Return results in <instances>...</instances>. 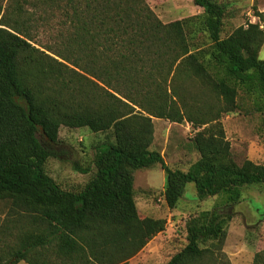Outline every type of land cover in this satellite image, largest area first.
Listing matches in <instances>:
<instances>
[{
    "label": "trees",
    "instance_id": "16d2710c",
    "mask_svg": "<svg viewBox=\"0 0 264 264\" xmlns=\"http://www.w3.org/2000/svg\"><path fill=\"white\" fill-rule=\"evenodd\" d=\"M195 3L202 13L165 23L147 0H0V201L29 221L18 243L0 245V264H128L166 223L139 212L140 169L165 170L170 208L189 183L199 200L226 204L264 185V164L237 163L221 123L240 94L264 111V29L249 21L224 36L225 6ZM188 82L200 101L189 103ZM153 118L196 130L199 157L187 170L151 149ZM62 126L106 133L78 191L46 170ZM230 219L223 207L192 218L166 264H230L221 256ZM253 264H264V250Z\"/></svg>",
    "mask_w": 264,
    "mask_h": 264
},
{
    "label": "rangeland",
    "instance_id": "374dc122",
    "mask_svg": "<svg viewBox=\"0 0 264 264\" xmlns=\"http://www.w3.org/2000/svg\"><path fill=\"white\" fill-rule=\"evenodd\" d=\"M218 1L226 8L224 36L238 26L247 25L249 21L260 23L264 29V0ZM147 2L165 23L203 12L195 0ZM53 36L54 33L51 35L50 31L44 33L41 36L42 42L51 43ZM259 56L264 59V44ZM187 87L189 103L197 99L200 101L201 96L195 94L199 92L198 86L188 82ZM204 99L209 102L213 100L209 93L204 95ZM239 104L235 112L221 114V123L231 143L232 157L239 164L245 159L264 164V111L256 110L252 99L243 94L239 96ZM156 126L159 131L155 150L164 155L170 168L187 170L199 157L192 142L196 130L186 121L176 123L163 119L157 120ZM104 139L106 133H93L86 127L71 129L62 126L60 142L50 146L52 155L46 164L48 174L63 189L81 190L94 173L93 161L97 146ZM79 168H89L90 172L84 173ZM164 182L166 173L160 164L135 171V199L138 208L145 216L162 218L166 223L165 230L156 234L129 259L128 264H166L186 245L187 223L201 212L215 207H223L231 215L222 252L224 256H221L230 264H253L256 253L264 250V185L245 186L237 204H226L223 196L199 200L194 183H189L177 207L170 208L166 201H159L164 193ZM9 209L8 201H0V245L18 243L20 233L29 229L28 219Z\"/></svg>",
    "mask_w": 264,
    "mask_h": 264
},
{
    "label": "crops",
    "instance_id": "0c3cea01",
    "mask_svg": "<svg viewBox=\"0 0 264 264\" xmlns=\"http://www.w3.org/2000/svg\"><path fill=\"white\" fill-rule=\"evenodd\" d=\"M157 120H163V119H160V118H153V122H154V128H155V131H154V141H153V144L151 145V149H155V144H156V140H157V133H158V131H159V127H157L156 126V122H157ZM161 125H163V123H161ZM158 128V129H157ZM160 132H161V130H160ZM163 133H164V131H162ZM168 132V131H167ZM166 133V132H165ZM163 155V154H162ZM163 157H164V155H163ZM163 178H164V181H165V174H163ZM164 184H165V182H164ZM165 186V185H164ZM165 189V188H164ZM139 209V208H138ZM139 212H141L140 211V209H139ZM18 264H27V263H25V261H21V262H19Z\"/></svg>",
    "mask_w": 264,
    "mask_h": 264
},
{
    "label": "built area",
    "instance_id": "2783aa9c",
    "mask_svg": "<svg viewBox=\"0 0 264 264\" xmlns=\"http://www.w3.org/2000/svg\"><path fill=\"white\" fill-rule=\"evenodd\" d=\"M159 201H165V196L163 195L162 197H160Z\"/></svg>",
    "mask_w": 264,
    "mask_h": 264
}]
</instances>
